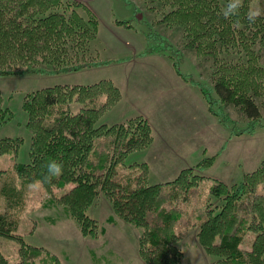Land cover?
Here are the masks:
<instances>
[{"label": "trees", "instance_id": "1", "mask_svg": "<svg viewBox=\"0 0 264 264\" xmlns=\"http://www.w3.org/2000/svg\"><path fill=\"white\" fill-rule=\"evenodd\" d=\"M153 1L169 7L163 22L181 28L188 49L212 59V88L195 82L180 71L179 62L173 63L177 75L198 88L209 112L229 124L223 108L232 106L249 120L245 133L253 134L256 126H263L258 99L264 94V68L257 62L256 47L264 45V15L253 24L248 22L253 0H243L239 15L228 19L221 10L229 0ZM259 9L264 11V0H259ZM115 24L132 29L130 21ZM98 28L96 15L79 2L0 0V76H54L108 65L91 54ZM146 39L148 46L140 56L174 52L169 40L157 33H146ZM229 49L244 52L246 61L224 60L221 54ZM120 98V89L108 80L91 86L57 85L26 95L22 110L27 114L30 146L26 162L14 168L20 184L39 181L48 193L55 187L63 189L58 202L86 237L97 236V224L87 210L104 194L115 215L140 230L139 255L146 264H182L184 253L178 245L193 227L198 228L201 247L216 259L212 264H264V196L255 194L258 184L264 183V160L238 186L215 183L210 195L221 200L219 207L216 211L207 207L198 223L193 222L184 217L185 211L189 194L197 191L203 177L192 169L167 183L148 184L143 172L129 179L116 178V167L124 157L147 149L153 141L152 128L142 117L127 124L99 125ZM12 118L0 92V128ZM23 142L22 138H1L0 158L10 154L17 158ZM50 160L61 163L63 171L44 183ZM213 162L214 158H206L196 167L205 169ZM4 173L0 169V178ZM8 217L0 213V234L17 239L21 246L14 262L0 252V264H60L55 256L10 235L17 229ZM248 242L250 251L241 247Z\"/></svg>", "mask_w": 264, "mask_h": 264}, {"label": "rangeland", "instance_id": "2", "mask_svg": "<svg viewBox=\"0 0 264 264\" xmlns=\"http://www.w3.org/2000/svg\"><path fill=\"white\" fill-rule=\"evenodd\" d=\"M64 1L82 3L96 15L99 28L97 39L91 43V54L95 61L109 64L54 76H0V92L5 106L13 113V118L0 128V139L24 140L17 158L11 154L0 158V169L5 171L0 178V213L9 216V221L16 225L17 230L10 235H16L24 244L55 256L60 264H146L139 255L140 230L115 215L104 194H100L87 210L88 217L97 224V236L86 237L58 202L63 189L55 187L48 193L38 183L32 188L20 184L14 168L17 163L26 162L30 146V134L25 128L27 114L22 110L25 96L57 85L91 86L111 81L120 89L121 98L102 116L99 125L127 124L138 117L145 118L150 124L148 115L160 118L161 125L155 124L153 129L150 124L151 145L143 151L126 155L116 167V178L129 179L143 172L148 184L167 183L175 180L182 171L192 169L203 180L196 187L197 191L189 194L190 202L184 217L197 222L207 207L216 211L221 203L220 199L210 195L215 183L220 182L230 188L238 186L247 175L260 168L264 160V94L258 99L263 126H256L253 134L244 132L249 120L236 108L224 106V114L231 123L223 124L209 112L205 101L209 116L201 114L202 119L199 117L198 120L191 117L193 125L190 131H177L180 122L176 119L181 118L179 112L175 113L173 109L170 116L157 117L161 93L179 95L175 104L185 112L195 107L192 102L195 99L184 87H191L202 95L197 87L181 80L173 63L179 62L183 74L206 88L213 86L211 74L214 64L211 58L198 56L186 47L187 37L181 28L163 22L170 12L169 7L153 0ZM251 9H259V0L251 1ZM116 21H130L132 29L118 27ZM150 31L167 38L174 52L140 56L148 46L146 33ZM256 51L259 55L257 62L264 68V45H258ZM221 57L233 63L246 61L245 53L239 49L225 50ZM213 97L218 98L216 93ZM214 109L217 111L218 105ZM206 158H214L212 166L197 168L196 165ZM257 187L255 194L264 196V183ZM197 233V227L191 228L178 245L184 253L182 264H212L216 260L201 247ZM20 246L17 239L0 234V252L10 262L18 259ZM241 247L250 251L249 242Z\"/></svg>", "mask_w": 264, "mask_h": 264}, {"label": "crops", "instance_id": "3", "mask_svg": "<svg viewBox=\"0 0 264 264\" xmlns=\"http://www.w3.org/2000/svg\"><path fill=\"white\" fill-rule=\"evenodd\" d=\"M149 56H151V55H149ZM184 88L187 89V90H190L189 93H188L189 96L193 95V98L195 99L194 101H192L194 103L195 107L194 108L190 107L191 115H190V110L189 109L186 110V112H185V110H183L182 107H179V106H177L175 104V102L177 103V101L179 99L178 98L179 95H174V94H171V93H161V96L158 98L159 107L157 109V117H161V116H164V115L166 117L170 116L171 112L173 113V109H174L175 113L179 112V114L181 115L180 116L181 118H178L180 120L176 119L178 121V123L180 122L179 123L180 126H179V128H177V131L188 132L191 129V125H193L192 122H191L193 117H197L196 120H198L199 117H201V119H202L201 114L205 115L206 117H208L209 115L207 114V108L205 106V102L202 99V97L197 93V91H195V90L193 91V89H191V87L190 88L189 87H184ZM187 98H191V97H187ZM198 112H199V116H196ZM188 115H190V116L188 117ZM175 117H177V116L175 115ZM159 119L160 118H155V117H153L151 115L150 116L148 115V120L150 121V124L152 125L153 129L156 126L155 124H158L160 122ZM184 121H186V122H184ZM187 123H190V124L187 126ZM159 125H160V123H159ZM159 125H158V127H159Z\"/></svg>", "mask_w": 264, "mask_h": 264}, {"label": "clouds", "instance_id": "4", "mask_svg": "<svg viewBox=\"0 0 264 264\" xmlns=\"http://www.w3.org/2000/svg\"><path fill=\"white\" fill-rule=\"evenodd\" d=\"M241 10V0H229L226 6L221 10V14L224 18L228 19L233 16H238ZM264 15V11L260 9H250L247 13V20L250 24L256 22L257 18ZM47 169V174L43 177L44 183H50L54 178L60 176L63 171V165L55 160H50L45 165ZM39 181H34L29 185L30 188L35 187L36 183Z\"/></svg>", "mask_w": 264, "mask_h": 264}]
</instances>
